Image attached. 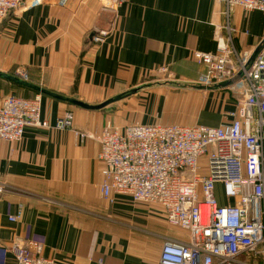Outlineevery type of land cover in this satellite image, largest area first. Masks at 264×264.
<instances>
[{
  "label": "crops",
  "instance_id": "obj_1",
  "mask_svg": "<svg viewBox=\"0 0 264 264\" xmlns=\"http://www.w3.org/2000/svg\"><path fill=\"white\" fill-rule=\"evenodd\" d=\"M226 26L236 29L234 45L252 62L264 12L236 6L227 14L220 0H128L116 12L98 0H45L4 20L0 72L16 76L23 68L25 81L55 94L91 106L110 102L86 108L0 75V101L41 94L51 124L73 115L72 128L28 126L19 141L0 139V264H17V238L73 264H158L167 240L189 239L159 204L102 196L99 136L108 121L121 128L230 121L239 91L201 83L205 68L193 57L215 52ZM95 28L109 30L102 42H90Z\"/></svg>",
  "mask_w": 264,
  "mask_h": 264
},
{
  "label": "built area",
  "instance_id": "obj_2",
  "mask_svg": "<svg viewBox=\"0 0 264 264\" xmlns=\"http://www.w3.org/2000/svg\"><path fill=\"white\" fill-rule=\"evenodd\" d=\"M44 1L0 0V31L11 13ZM98 1L116 12L128 0ZM220 1L227 14L236 6L264 12V0ZM67 2L59 0L62 6ZM226 29L215 52L198 50L193 57L205 68L201 83L239 91L230 121L218 126L133 123L123 128L108 121L99 136L102 196L112 200L113 193L127 194L134 201L159 204L168 223L189 234L188 240H167L158 264H264V37L250 62L247 52L234 45L236 29ZM108 34V29L95 28L90 42H102ZM15 73L28 79L23 68ZM28 126L72 128L73 115L67 112L51 124L42 116L41 94L5 95L0 139L19 141ZM218 184L228 199L224 204L217 198ZM11 250L17 264H73L45 257L43 245L32 239L17 238Z\"/></svg>",
  "mask_w": 264,
  "mask_h": 264
},
{
  "label": "water",
  "instance_id": "obj_3",
  "mask_svg": "<svg viewBox=\"0 0 264 264\" xmlns=\"http://www.w3.org/2000/svg\"><path fill=\"white\" fill-rule=\"evenodd\" d=\"M0 75L5 76L6 78H9V79H11V80H13L15 82H18V83H20V84H22L24 86L31 87V88H34L36 90H39L42 93L61 98L63 100L69 101L71 103H74V104H77V105H80V106H83V107H86V108L98 109V108H101V107L107 105L110 102V101H105L102 104H99V105H96V106L86 105V104H83V103H81V102H79V101H77L75 99H71V98H68V97H65V96H61L59 94H55V93L50 92V91H48L46 89H43V88H41L39 86L33 85V84H31V83H29V82H27L25 80H22V79H20V78H18L16 76H11V75H8V74L2 73V72H0Z\"/></svg>",
  "mask_w": 264,
  "mask_h": 264
},
{
  "label": "rangeland",
  "instance_id": "obj_4",
  "mask_svg": "<svg viewBox=\"0 0 264 264\" xmlns=\"http://www.w3.org/2000/svg\"><path fill=\"white\" fill-rule=\"evenodd\" d=\"M200 79V78H199ZM200 81V80H199ZM113 123V122H112ZM217 198L219 201H225V202H228V199L227 197L224 195V191H223V188L222 186H218L217 188ZM175 227V226H173Z\"/></svg>",
  "mask_w": 264,
  "mask_h": 264
}]
</instances>
